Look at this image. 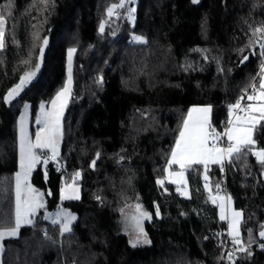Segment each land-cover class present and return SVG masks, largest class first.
<instances>
[{
  "label": "trees",
  "instance_id": "trees-1",
  "mask_svg": "<svg viewBox=\"0 0 264 264\" xmlns=\"http://www.w3.org/2000/svg\"><path fill=\"white\" fill-rule=\"evenodd\" d=\"M128 1L109 16L120 0H11V7L0 0V229L15 224L17 117L25 105L36 114L64 87L67 52L75 49L55 154L65 174L50 163L32 172L46 205L32 225L3 241L0 264H264V164L254 155L264 149V121L253 126L254 144L226 155L224 169L187 166V193L166 177L190 106H210L211 127L221 133L230 106L255 78L258 86L264 0ZM30 71L35 76L6 102ZM68 180L80 195L62 201ZM223 184L241 211L240 242L228 236L234 249L225 253L226 222L213 202ZM131 203L148 214L143 230L150 243H130L124 212ZM59 206L75 217L66 234L43 215Z\"/></svg>",
  "mask_w": 264,
  "mask_h": 264
},
{
  "label": "snow or ice",
  "instance_id": "snow-or-ice-1",
  "mask_svg": "<svg viewBox=\"0 0 264 264\" xmlns=\"http://www.w3.org/2000/svg\"><path fill=\"white\" fill-rule=\"evenodd\" d=\"M126 0H120L119 4H113L108 9V15H113V10L122 8L125 4ZM197 0H193V3H196ZM8 7H11V0H9ZM135 12V9H129V19H134L132 13ZM5 18L3 15H0V49L4 47L5 40ZM100 30L104 31V23H101ZM137 41H143L144 38L142 36L135 37ZM44 45H47L48 40L45 39L43 41ZM264 48V44L261 45ZM75 51V49H70L69 53ZM44 49L40 48L41 59L43 57ZM264 55V53H261ZM71 59V56L69 57ZM248 57H244V60H247ZM243 63V61H241ZM40 67L39 64L36 65V69L38 70ZM261 71L264 72V62L261 64ZM259 75V74H258ZM35 76V71L26 72L20 78V83L17 84L14 88L10 89L8 94L4 96V100L6 102L11 101L15 96L19 95L20 91L23 90L24 86L30 82L32 77ZM70 85H71V71H69L68 83L61 92L57 93V98L52 101L53 111L45 112L43 111L44 105L41 104V114L37 117V123L42 125L36 132V141L33 143L29 138L27 131L24 127L23 117H21L20 124V152H21V168L23 169L25 165H27L28 171L35 166L37 162H39L40 158L35 154L36 149H44L51 148L53 151V159L55 158V153L57 150V137L62 135L60 117L63 114V107L66 104V100L61 104L59 111H56L57 100L60 97L65 96L70 93ZM252 91L255 94L257 92V87L255 84L252 85ZM259 99L264 101V77H261L259 83V95L249 96V100ZM27 108V105H25ZM240 108V101L238 100L235 105L230 106V114L231 109ZM210 112V106L204 108H193L189 110L188 117L184 121V127L180 131L179 138L176 141V147L172 151V157L169 160V165L179 164L183 169L187 164L189 167L193 163H202L207 166L209 160L212 163H221L222 159L225 155L232 156L234 153L241 152L242 148H247L250 145L254 144L251 135V127L248 128H239L237 126H233L232 128L227 129L224 133H218L214 128L211 127L208 119V113ZM248 115L246 117L245 122L250 123L251 125H255L259 121H264V103H260L258 105L249 104L247 108ZM258 112L260 113L259 117L252 116L251 113ZM193 113H198L195 119H193ZM237 119H240L239 117ZM231 123V121H230ZM211 129V130H210ZM243 133V135H241ZM222 136H226L228 138L229 146L227 148H218L216 146V141H218ZM212 141L211 147H209V141ZM235 141V143H231ZM261 164H264V149H260L255 152ZM43 163H47V160H44ZM95 161H93V165ZM77 176L79 173L76 174ZM179 176H183V172L178 174ZM16 211H15V224L14 227L7 229H0V240H3L5 235L15 236L22 226V224H33V220L30 218L31 215L35 214L36 209L43 208V203L39 202V194L31 195L34 192V189L28 188L29 195L22 196V189L20 184V173L16 174ZM207 179V177H205ZM158 183H162V181H158ZM207 187V185H206ZM63 191V190H62ZM78 193V190H76ZM75 198H79L78 194ZM213 202L215 203V198H213ZM140 205H137L136 208L139 211ZM225 207L221 204V219H226L224 215ZM157 215H159V210H157ZM57 216H63V221L61 223L62 233L71 231V222L75 219L70 213H57ZM240 212L233 213V222L230 224V227L233 229V234L238 235L237 225L239 224ZM147 213H140V218L147 217ZM48 219V216L44 217ZM140 218L133 217L136 221V226L139 229L135 240L130 241L133 247H135L139 243H150V241L146 238V233H144L143 228L140 224ZM57 221L53 220L52 223L55 224ZM260 236L264 237V231L260 233ZM239 243V241H236ZM2 247V246H0ZM261 248H264V244L260 245ZM246 249L241 248L240 251H245ZM231 258V257H230Z\"/></svg>",
  "mask_w": 264,
  "mask_h": 264
},
{
  "label": "crops",
  "instance_id": "crops-1",
  "mask_svg": "<svg viewBox=\"0 0 264 264\" xmlns=\"http://www.w3.org/2000/svg\"><path fill=\"white\" fill-rule=\"evenodd\" d=\"M71 53H73V52H71ZM70 56H71V59H69ZM72 56H73V54H69V51H68L67 52V64H66V81H65L64 87L62 89H64L65 86L67 85L68 78H69V71L72 70ZM71 76H72V71H71ZM61 90L59 92H61ZM59 92H57V93H59ZM57 93L54 95V97L51 99V101L48 103V105L46 107H44L43 111H45V112H51V111L54 110L53 109V105H52V101L57 98ZM70 98H71V85H70V93L66 94L65 96L60 97V99L57 100V105H56V109L55 110L56 111H59L61 104L64 103V101L66 100V104L63 107V111H64V109L67 106ZM204 107H208V105H193V106H190L189 109H188V111H187V114L185 116V119L188 117V113H189V110L190 109H193V108H204ZM41 111L42 110L39 109L37 111V113L33 115L31 113V110L27 107V108L23 109L19 113V115L17 117V161H18V166H17V170L15 171V174H14V201H15V211H16V181H17L16 174L17 173H20V184H21V189H22V196H28L29 195L28 188L30 187L31 189H34L35 190L34 192L31 193V195L39 194V202L40 203H43L44 207L46 205L45 204L46 200H45V196H44L43 191L40 188L36 187L33 183H31L30 176H31L32 172L34 170H36L38 167L45 168L46 165H47V163L45 164V163H43V161L39 160V162H37L35 164V166L32 167V169L30 171H28L27 165H25V167L22 169L21 168V152H20V124H21V117H23V123H24V127H25V129L27 131L28 138L33 143H35V141H36V132H37V130L39 128L42 127V125H40V124L37 123V117L40 116ZM198 115H200V114L193 113V119H195ZM210 116H211V107H210V112L208 113L209 123H210V119H211ZM61 117H60V121H61ZM185 119H184V121H185ZM184 121H183L182 126L180 128V131L184 127ZM180 131H179V134H180ZM179 134L177 136V139L179 138ZM210 143H212L211 140L209 141V147H211ZM59 144H60V136L57 137V150H56V153H55L56 155H58ZM175 147H176V143H175ZM43 151H52V149L51 148L36 149L35 150V154L39 157L40 152H43ZM171 157H172V152H171V154L169 156L168 162L171 159ZM168 162H167V172H166V177L168 176V178H169L168 181L177 184V182L171 181V179L172 178H175L176 175L179 176L178 174L181 173V172H183V176L182 177L181 176L178 177L179 179L181 178V181H182L181 184H183V180L185 179V168L188 165L186 164L185 165V168L182 169L179 164L169 165ZM193 164H201V165H204L202 163H193ZM211 164H219V163H212L211 160H209V162H208L207 165H211ZM76 190H78V193H77ZM179 190L183 194L188 192L187 189H186V187H184V186H182L181 189H179ZM77 194H78V197H79V195H80V186L77 183H75L74 180H68V181H65V182L62 183V185L60 187V199L62 201L69 200V199H78V198H75V196ZM38 209H36V211ZM36 211H35V213H36ZM57 213H70L72 216H73V213L68 208H66L64 206H59L56 209L48 210V211L45 210L44 211V214H43L44 217L45 216H48V219L47 220L50 221L51 223H52L53 220H56L57 221L56 224L59 225L60 233L61 234H66L68 232L62 233V230H61V223L63 221V216H57L56 215ZM49 214H51V215H49ZM34 217H35V214L30 216V218L32 220H34ZM72 223H73V220L71 222L70 227L72 226ZM28 225L29 224H22L21 227L28 226ZM12 227H14V226H12ZM5 229H7V228H5ZM18 235H19V230H18V232H17V234L15 236L5 235V237L3 238V240H0V246H2V247H0V259H1V255H2V252H3V241L5 239H9V238H16Z\"/></svg>",
  "mask_w": 264,
  "mask_h": 264
},
{
  "label": "rangeland",
  "instance_id": "rangeland-1",
  "mask_svg": "<svg viewBox=\"0 0 264 264\" xmlns=\"http://www.w3.org/2000/svg\"><path fill=\"white\" fill-rule=\"evenodd\" d=\"M128 1V0H127ZM130 2V0L128 1ZM127 2V4H128ZM126 4V5H127ZM130 5V3H129ZM127 6V12H129V9H131V5L130 6ZM136 40V39H135ZM137 41V40H136ZM137 42H140V41H137ZM69 51V50H68ZM70 54V53H69ZM74 55V51L73 53H71ZM73 57V56H72ZM264 62V58H263V61ZM261 62V64H262ZM261 64L259 66V69H258V72H257V75L259 74V82H258V87H259V83H260V80H261V77H264V72L261 71ZM72 71V70H71ZM71 90H72V76H71ZM259 95V92L256 94V96L258 97ZM250 104H254V105H258L260 103H264V101H261L259 100L258 98L257 99H253V100H250ZM41 109V108H40ZM230 115V113H229ZM252 116H255V117H259L260 113L258 112H254V113H251ZM246 119H237L235 118L231 123L230 125H228L227 129L229 128H232L233 126H237L239 128H248V127H251V135H252V129H253V125H251L250 123H246L245 122ZM256 124V123H255ZM241 135H243V133H241ZM226 139L228 140V138L226 137ZM235 142V141H234ZM259 150H255V152H257ZM179 176H175V178H172L171 181H174V182H177V184L179 185V189H181V178L179 179L178 178ZM167 180H169L168 176H167ZM185 184V179L183 180V185ZM215 201L218 203V205L220 206V210H221V204L224 205L225 207V211H224V215L226 216V219L225 222H226V228H227V233H228V236L236 243V244H239L237 243L236 241L238 240L240 242V239H239V234H240V229H239V224L237 225V228H238V232L239 234L238 235H234L233 234V229L230 227V224H232L233 222V213L234 212H240L241 211L234 205L233 201L231 199L227 200V202L224 201V199L222 198H219V197H215ZM138 204L137 203H131L125 210L124 214L126 215V220H127V223L129 224L130 228H131V233H130V241H133L135 240L136 238V235L139 231V229L137 228L136 226V221L133 219V217H138L140 218V213H145L141 207L139 209V211L137 210L136 206ZM47 214V213H46ZM51 215V214H49ZM147 217H143V218H140V224H141V227L143 228V222L144 220L146 219ZM239 219V223H240V219H241V215L240 217L238 218ZM264 230V228L259 232V237L261 239H264V237L260 236V233ZM147 238V237H146ZM139 244H144V243H139Z\"/></svg>",
  "mask_w": 264,
  "mask_h": 264
},
{
  "label": "built area",
  "instance_id": "built-area-1",
  "mask_svg": "<svg viewBox=\"0 0 264 264\" xmlns=\"http://www.w3.org/2000/svg\"><path fill=\"white\" fill-rule=\"evenodd\" d=\"M255 80H256V78L252 81L248 90L238 99L240 101V108L239 109H236V108L231 109V114L229 115L228 120L226 122V125L222 129L221 133H224L227 130L228 125H230V121L232 122L235 118H238V117L241 119H245L247 117V115H248L247 108H248V105L250 104L248 97L252 96V95H256L259 92L258 86H256L257 92L255 94L252 91V85L253 84L256 85ZM237 101L235 102V104L237 103ZM229 143L230 142L226 139V136H222L218 141H216V146L218 148H227L229 146ZM231 143L234 144L233 141ZM210 145H211V143H210ZM53 155L54 154L52 151L40 152L39 158L41 161L47 160V163H50L52 165L54 171L57 172L62 177L65 174L66 164L57 161L56 155H55V158L53 159L52 158ZM225 163H226V155L223 157L222 162H221L223 169L225 167ZM215 195L218 197H223L224 200L227 201V199H228L227 185L223 184L216 191ZM226 234H227V236H226V243H225L224 251H223L224 253L234 249L233 245L231 243H229V237H228L227 230H226ZM262 244H264V243H262Z\"/></svg>",
  "mask_w": 264,
  "mask_h": 264
}]
</instances>
